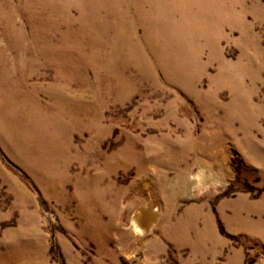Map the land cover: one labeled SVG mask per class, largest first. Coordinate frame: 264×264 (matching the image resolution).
<instances>
[{"label":"rangeland","instance_id":"rangeland-1","mask_svg":"<svg viewBox=\"0 0 264 264\" xmlns=\"http://www.w3.org/2000/svg\"><path fill=\"white\" fill-rule=\"evenodd\" d=\"M223 1L179 84L103 41L130 0H0V264H264V0Z\"/></svg>","mask_w":264,"mask_h":264},{"label":"bare ground","instance_id":"bare-ground-1","mask_svg":"<svg viewBox=\"0 0 264 264\" xmlns=\"http://www.w3.org/2000/svg\"><path fill=\"white\" fill-rule=\"evenodd\" d=\"M130 1L136 6V8H134L136 14L138 13L140 15V24L148 23L149 25L145 31V34L140 39H137L135 37H132L134 36V34L130 35V33H133L135 30H137V28H139L138 26H131L128 32L127 30H121V27L123 26L121 25L117 31V39L113 40L114 37H106L105 39H103V41L107 43L109 47H112L111 49L114 53L122 51V47H124L125 44L126 48L128 49L131 55V58L135 61L137 68L146 72L148 76L155 78V70L161 69L164 72L166 78L170 80L169 82L175 81L179 84L184 83L190 75L188 69H183L184 64L178 58V56L180 55V51L183 50L182 44H194L197 41L196 38L202 36L201 34L203 28L209 31L211 27L217 25L214 22H218V19H220L221 21L230 19L228 15L229 13L226 10V3H224L223 0H196L195 4H193V1L191 0H179L175 3L171 2V4L167 5H158V3L156 5L152 3L154 8L152 6V9H149V11H146V9L143 8L145 0ZM150 1L152 2L153 0ZM147 2H149V0ZM149 5L151 6L150 3ZM3 13L4 11L0 7V19L3 17ZM153 13L156 14L152 16ZM215 13L221 14H218V18H216L213 17V14ZM177 15L179 16L177 17ZM184 16L190 17L191 21L187 20L180 22L178 19H176ZM153 19L156 23H154ZM200 19L202 21H206L207 23L206 26L202 27L201 29L197 27V23H191L192 21H198ZM99 33L101 34L102 32ZM213 37L214 43L216 40L215 36ZM161 38L163 39V41ZM160 39L162 43L159 42ZM46 50L47 52H49V49ZM148 54L152 57L151 61L147 59ZM194 54L195 51L193 50V55L191 54V56H194ZM199 54L200 52L197 51L196 56L198 57ZM243 55L250 61L251 57L249 55H246L245 53ZM55 58L58 62L61 63L67 60L66 63L72 65V62L69 60L70 57L67 55V53L58 51L55 55ZM193 58L195 61L198 60V58ZM188 61L191 65L193 64V62L189 58ZM3 64H5V61L0 59V90H2L3 92L2 97L0 95V113L4 110L6 106L9 105V103H7L6 101H10L11 106L5 108L10 114V112L13 110V98L9 93V90L13 89V82L11 76L13 70H11L12 67L3 68ZM182 77H184L185 79L182 80ZM196 91V88L192 89V92L194 94L196 93ZM51 117H53V119H56L58 122L61 121V118L59 117L58 113L55 115H50L49 118H44L43 121L45 123H51ZM1 119L0 123L2 122ZM37 120L41 122L39 118ZM14 128L15 125L10 126V128L4 129L3 132L11 131V133H9L12 135V133L14 132ZM26 133L27 131H25V134ZM130 147L131 145L124 147L121 150V154L123 155L125 153H128L131 149ZM255 158L260 160L259 156H256ZM163 185L164 184H162V188L166 186ZM87 195L88 193L86 194V196ZM236 216H239L238 211L236 212Z\"/></svg>","mask_w":264,"mask_h":264}]
</instances>
